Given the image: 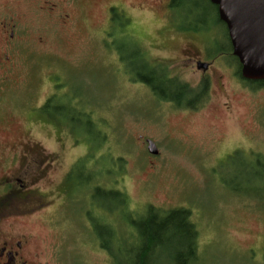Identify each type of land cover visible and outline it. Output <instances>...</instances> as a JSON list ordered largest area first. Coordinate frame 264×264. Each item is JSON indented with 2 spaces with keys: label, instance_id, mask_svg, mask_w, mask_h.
Segmentation results:
<instances>
[{
  "label": "rangeland",
  "instance_id": "rangeland-1",
  "mask_svg": "<svg viewBox=\"0 0 264 264\" xmlns=\"http://www.w3.org/2000/svg\"><path fill=\"white\" fill-rule=\"evenodd\" d=\"M115 1L84 0L71 13L68 31L58 30V39L47 38L45 43L37 39L44 32L41 22L32 21L27 42L18 44L14 68L0 73V161L11 144L32 140L45 152L58 154L56 178L76 154L85 151L83 164L101 173L97 183L122 191L129 200L130 215L116 209L108 213L90 198L89 187L80 186L69 204L60 207L58 199L41 211L38 217H43L29 223L36 234L35 246L57 243L63 264H112L98 246V238L105 236L84 220L86 212L105 216L117 237L126 233L133 238L131 221L150 205L189 212L198 232L201 264H264V89L245 90L224 56L208 60L207 54L198 55L197 60L209 64L205 73L183 56V36L167 30L177 24L176 18L200 28L206 50L215 54L216 48H228L225 28L209 2L185 0L174 16L166 14L163 21V11L151 4L119 0L135 22L124 28L126 37L112 26L107 40L101 33L104 7ZM129 35L141 44L140 53L144 47L151 59L171 65L173 76L191 86L207 79L205 104L195 111L177 110L156 99L143 84L129 81L131 66L114 53L122 56V46L125 51L134 49L128 46ZM48 53L54 55L45 56ZM134 54L132 50L124 56ZM49 84L59 95L67 94L70 115L79 123L64 121L59 131L32 123L37 121L28 115L40 106ZM81 109L96 121L104 140L94 139L98 129L85 125ZM65 126L76 127L78 150L70 147ZM145 141L153 143L155 157L148 155ZM42 189L48 191L51 185ZM111 235L107 245L122 251L121 257L135 245L125 235L115 238L117 244ZM165 241L176 245L174 237ZM166 260L161 253L154 262Z\"/></svg>",
  "mask_w": 264,
  "mask_h": 264
},
{
  "label": "flooded vegetation",
  "instance_id": "flooded-vegetation-1",
  "mask_svg": "<svg viewBox=\"0 0 264 264\" xmlns=\"http://www.w3.org/2000/svg\"><path fill=\"white\" fill-rule=\"evenodd\" d=\"M84 0H0V73L6 74L14 68L15 55L19 53L20 43H26L31 35V25L33 21L41 22L43 34L37 36L41 43H45L47 38L58 39L59 31H68L71 27V13ZM146 6L150 4L163 11L164 19L166 14L174 16L178 8L179 0H141ZM207 2V0H205ZM213 8V7H212ZM217 16L216 7L213 8ZM169 15V16H170ZM218 18V17H217ZM135 22L133 14L119 0L109 2L104 7V26L107 28L105 39L111 36L108 30L112 26L126 27ZM173 22L177 23L170 29V32H180L185 41L182 54L186 60L195 65L199 62L197 56L203 58L209 54L202 42V34L197 25L184 22L183 19L176 18ZM162 23V22H161ZM164 24V23H163ZM176 27L178 30H176ZM53 28V29H52ZM50 30V37L46 32ZM105 31V30H104ZM103 31V32H104ZM122 34H125L123 32ZM130 37V35H129ZM135 42L132 47L135 54L140 53L137 48L142 47L137 40L131 37ZM105 41V40H104ZM112 43V42H111ZM140 45V46H139ZM121 50L124 54L132 50ZM142 52L149 56L144 47ZM118 51H114L117 54ZM45 54L53 56L54 54ZM123 54V55H124ZM129 57V55H125ZM151 59V57L149 56ZM201 62V61H200ZM208 64V63H207ZM209 68V64H208ZM207 68V69H208ZM220 78L217 77V80ZM217 87L221 88L220 82H216ZM245 90L254 91L244 88ZM261 90V89H258ZM60 97L58 89L50 85L49 91L41 102L40 107L44 108L41 117V124L49 125L52 129L58 130L57 118L60 117L58 105L48 108L47 103L51 97ZM56 103L58 99L54 100ZM40 108V109H41ZM37 109H33L30 117L36 118ZM73 118V116H72ZM35 123V122H32ZM70 128H66L67 136H70ZM59 131V130H58ZM73 146V145H72ZM73 148V147H71ZM74 147L73 149H75ZM86 154H76L68 163L65 169H62L55 178L54 173L60 167V158L57 153H47L37 146L32 140H26L19 146L11 144L7 147V153L3 154L0 161V264H63L59 258L60 253L57 243L48 246H35L36 234L28 228L29 223L35 222L41 215V211L52 205V202L61 199L59 206L63 203L69 204L66 197H59L58 192L61 189L69 191V186L77 180L70 179L69 176L76 179L88 178L90 172L76 165L77 162ZM77 166L75 171L72 169ZM70 181V182H69ZM86 183L82 181L81 184ZM51 185V189L43 192V185ZM90 196V195H89ZM57 197V198H56ZM48 213V212H46ZM87 211L84 217L86 221H92L93 217ZM92 226V223H91ZM94 229V226H92ZM99 229H103L100 227Z\"/></svg>",
  "mask_w": 264,
  "mask_h": 264
},
{
  "label": "trees",
  "instance_id": "trees-1",
  "mask_svg": "<svg viewBox=\"0 0 264 264\" xmlns=\"http://www.w3.org/2000/svg\"><path fill=\"white\" fill-rule=\"evenodd\" d=\"M184 2L185 0H179L176 8L179 6L181 7ZM221 25L224 27L222 23ZM119 29L120 33L125 31L124 27H119ZM227 40L228 48L222 50L216 48V53L212 54L209 59L212 60L219 55L222 57L224 56V59L236 68L235 76L239 78L242 83H247V85H250L253 90L264 89V80L248 84L249 82H245L241 78L240 65L238 64L237 59L231 54V46L228 37ZM128 46L130 48L135 47V42L131 37H129ZM209 52L210 54L212 53L211 51ZM117 54L122 62L131 66V69H129L127 73L129 76L128 80L143 84L150 90L152 95L161 102L169 103L174 109L183 111H195L205 104L208 96V83L206 80L200 81L196 86H191L189 83L172 75V70H170L171 65L150 59L144 52L137 53L141 54L138 58L133 57L134 55L129 57H125L124 55L121 56L119 52H117ZM125 58L132 60L126 61ZM68 98L67 94H63L58 98L53 96L47 103L48 108H52L56 104L58 105V109L61 113L60 117L57 118V124L60 128H63L62 126H64V123L62 122L64 121H70L75 124L78 123V121H75V118L71 119L72 116L70 115V111L72 108L66 102ZM56 99H59L57 103L54 101ZM74 107H78V105ZM40 108L35 111L37 113V117L33 118V120L37 121L35 123L41 122V117L39 115L43 114L44 108ZM79 116L81 117V120L82 118L85 120V124L89 125L90 129H98L93 133L96 141L101 138L104 140V133L99 130L96 121L94 123L90 120L89 114L83 113V109H81ZM64 128L65 131L63 130V133H66L67 126ZM69 130L70 136H68V140L70 141V147H72V145H75L74 137L76 136V127L70 128ZM39 147L42 148L41 146ZM82 159L83 158H81L76 165L87 169L90 172V176L84 179H76L73 176L70 178L69 176L68 180L75 179L77 181L69 186V191H61L60 189L58 196L66 197V201H70L80 186L89 187L88 194L97 204L98 208H101L108 213L112 212L113 209H116L120 210L123 214L126 213V215H130L131 211L128 209L129 200L127 196L119 190L102 188L101 185L97 183L101 178L99 169L86 167L83 164L84 162H82ZM76 168L77 166H75L72 171H75ZM82 181L86 183L81 184ZM100 197L105 198L106 202L99 200L98 198ZM108 202H110L111 206ZM90 213V216L93 217L91 223L92 226H94V229H96V231L100 227L104 229H100L105 237L98 238V245L100 249L107 253L112 264H156L154 261L161 253H165L167 258L166 261L162 262L163 264H172V262H174L173 264H201L197 249L198 232L195 225L190 221V214L187 210L181 208L163 210L150 205L146 206L137 220L131 221V225L134 227L136 235L133 238L128 237L126 233L122 235V237L125 235L124 238L126 241H129V244H135L123 251V257H121L122 251L120 252L119 249L117 250L116 248L108 247L106 241V237L112 234L111 236L113 237L114 242L119 244L120 242H116V239L119 240L122 237H117V234H113V226L108 223L105 216L100 217L102 215L95 213V211H91ZM172 237H174L176 243L174 247L171 243H166L167 241H165L167 238L170 239ZM133 248H136V250L131 252L130 250ZM126 255H128V259L125 261Z\"/></svg>",
  "mask_w": 264,
  "mask_h": 264
},
{
  "label": "water",
  "instance_id": "water-1",
  "mask_svg": "<svg viewBox=\"0 0 264 264\" xmlns=\"http://www.w3.org/2000/svg\"><path fill=\"white\" fill-rule=\"evenodd\" d=\"M217 7L218 18L224 23L232 55L241 67L246 81L264 80V0H208ZM205 70V64H198ZM150 155L157 151L147 142Z\"/></svg>",
  "mask_w": 264,
  "mask_h": 264
}]
</instances>
